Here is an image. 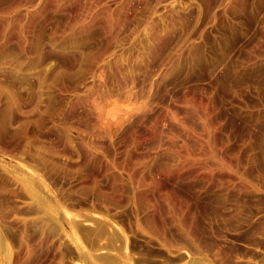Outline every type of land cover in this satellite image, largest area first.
<instances>
[{"label": "rangeland", "instance_id": "1", "mask_svg": "<svg viewBox=\"0 0 264 264\" xmlns=\"http://www.w3.org/2000/svg\"><path fill=\"white\" fill-rule=\"evenodd\" d=\"M0 264H264V0H0Z\"/></svg>", "mask_w": 264, "mask_h": 264}]
</instances>
